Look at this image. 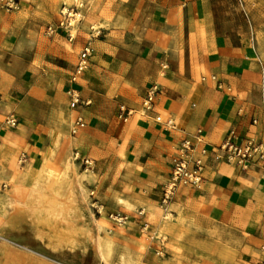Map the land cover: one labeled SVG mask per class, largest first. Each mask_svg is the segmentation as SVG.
<instances>
[{"label":"crops","instance_id":"0c3cea01","mask_svg":"<svg viewBox=\"0 0 264 264\" xmlns=\"http://www.w3.org/2000/svg\"><path fill=\"white\" fill-rule=\"evenodd\" d=\"M64 7L82 13L72 37L48 29ZM89 41L95 51L73 81ZM153 85L156 105L144 114ZM72 88L90 103L72 106ZM0 92L2 180L25 182L47 149L67 150L81 165L97 163L107 178L96 183L99 202L130 227H158L169 211L175 226L203 221L239 233L241 264L262 259L264 162L243 169L216 155L231 129L264 141V0H0ZM121 105L134 109L127 119ZM79 116L86 125L74 135ZM185 138L195 155L206 149L203 180L164 203Z\"/></svg>","mask_w":264,"mask_h":264},{"label":"rangeland","instance_id":"374dc122","mask_svg":"<svg viewBox=\"0 0 264 264\" xmlns=\"http://www.w3.org/2000/svg\"><path fill=\"white\" fill-rule=\"evenodd\" d=\"M78 11L75 26L82 18ZM30 171L25 182L0 178L2 264L242 263L241 235L214 223L175 226L169 211L158 227L117 223L110 217L117 210L108 211L99 202L103 193L96 183L107 178L95 161L81 165L67 150L49 148ZM18 188L28 193L27 206L36 217L24 214L12 220L15 211L9 203Z\"/></svg>","mask_w":264,"mask_h":264},{"label":"built area","instance_id":"2783aa9c","mask_svg":"<svg viewBox=\"0 0 264 264\" xmlns=\"http://www.w3.org/2000/svg\"><path fill=\"white\" fill-rule=\"evenodd\" d=\"M77 12L76 7H64L61 10V19L57 26L49 25V30H55L57 27H63L69 30L70 37H72V30L75 27V17ZM81 19V18H80ZM79 19V21H80ZM92 29H96L94 26ZM100 31L97 30V35ZM93 35V34H92ZM96 36V35H93ZM95 51V47L92 42L89 41L81 50L79 60L76 64L72 80H77L89 66L91 56ZM71 95V105L76 106L79 103L89 104L90 100L83 101L79 92L72 88L69 90ZM159 87L153 85L143 97L142 101V112L148 114L153 111L156 105V99L159 95ZM0 92V100H1ZM134 112V109L126 105H121L119 109V116L123 119H127L129 115ZM157 120H161V115H156ZM12 125L17 123L15 117H10L7 120ZM86 125L85 120L82 116H79L72 127V132L76 133L79 129ZM201 132V129L198 130ZM198 140H202L201 136L198 135ZM179 152L171 158V172L167 182L163 187V202L168 203L175 191L182 184H192L195 186L201 185L203 180V170L205 167V161L203 154L206 153V149L201 151V155H195L197 152V145L191 139L185 138L181 141L179 146ZM219 152L216 157L218 159L226 160L227 162L233 163L243 169L249 168L253 164H260L264 162V141L256 138L255 136H244L240 137L235 129H231L226 136L223 143L219 146ZM78 158V155H75ZM86 165L91 163L89 158L83 159ZM110 217L113 218L117 223H123L127 219V216L120 211L112 212ZM262 259L255 264H264V245L261 246Z\"/></svg>","mask_w":264,"mask_h":264},{"label":"bare ground","instance_id":"6f19581e","mask_svg":"<svg viewBox=\"0 0 264 264\" xmlns=\"http://www.w3.org/2000/svg\"><path fill=\"white\" fill-rule=\"evenodd\" d=\"M28 201H29L28 193L25 192V190H23V188H21V189L18 188L13 193V195L10 199V203H9L11 211H15V214L12 216L13 221L16 220V218H18L19 216L24 215V214H27L30 216L32 215V216L36 217L35 213L33 211H31L30 208H28V206H27ZM35 212H37V211H35ZM54 226L57 227L56 224ZM66 239H67V236H66ZM0 264H2L1 261H0ZM32 264H39V263H32Z\"/></svg>","mask_w":264,"mask_h":264}]
</instances>
